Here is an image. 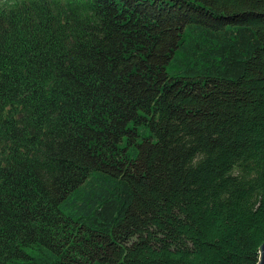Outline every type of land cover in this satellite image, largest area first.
<instances>
[{
	"label": "trees",
	"instance_id": "1",
	"mask_svg": "<svg viewBox=\"0 0 264 264\" xmlns=\"http://www.w3.org/2000/svg\"><path fill=\"white\" fill-rule=\"evenodd\" d=\"M263 240L264 0H0V264Z\"/></svg>",
	"mask_w": 264,
	"mask_h": 264
},
{
	"label": "water",
	"instance_id": "2",
	"mask_svg": "<svg viewBox=\"0 0 264 264\" xmlns=\"http://www.w3.org/2000/svg\"><path fill=\"white\" fill-rule=\"evenodd\" d=\"M256 264H264V240L260 243L258 247V257Z\"/></svg>",
	"mask_w": 264,
	"mask_h": 264
},
{
	"label": "clouds",
	"instance_id": "3",
	"mask_svg": "<svg viewBox=\"0 0 264 264\" xmlns=\"http://www.w3.org/2000/svg\"><path fill=\"white\" fill-rule=\"evenodd\" d=\"M198 160H196L195 158L191 161V166H193V167H195V166H197V164H198Z\"/></svg>",
	"mask_w": 264,
	"mask_h": 264
}]
</instances>
